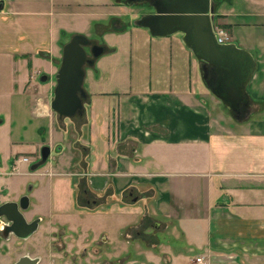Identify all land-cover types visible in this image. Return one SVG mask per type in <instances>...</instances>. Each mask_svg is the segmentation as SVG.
<instances>
[{
    "label": "crops",
    "instance_id": "0c3cea01",
    "mask_svg": "<svg viewBox=\"0 0 264 264\" xmlns=\"http://www.w3.org/2000/svg\"><path fill=\"white\" fill-rule=\"evenodd\" d=\"M214 1L215 24L221 16L231 43L250 51L257 63L247 87L252 115L232 130L214 117L200 61L183 35L155 37L135 26L143 13L131 11L127 0H0V69L9 75L4 93L12 103L13 141L47 142L51 148L53 170L33 187L36 205L48 203L49 217L86 211L78 209L87 207L79 197L83 191L94 198L95 211L105 207L153 218V225L166 229L179 227L186 246L203 251L207 264H264V10L238 11L232 2ZM68 17L90 28L93 44L106 48L86 68L88 134L80 137L84 154L78 158L61 143L54 147L59 134L45 98L18 88L14 70L19 58H47L58 68L54 33ZM54 89L45 93L50 90L51 99ZM24 158L13 163L11 174L22 173L20 165L29 161ZM127 193L137 202L125 203ZM161 246L168 244L154 239L153 248ZM157 253L139 259H187L177 251Z\"/></svg>",
    "mask_w": 264,
    "mask_h": 264
},
{
    "label": "rangeland",
    "instance_id": "374dc122",
    "mask_svg": "<svg viewBox=\"0 0 264 264\" xmlns=\"http://www.w3.org/2000/svg\"><path fill=\"white\" fill-rule=\"evenodd\" d=\"M224 1L226 4L232 2V6L238 11L264 10V5L259 2L256 4L255 0ZM131 8V11L136 15L149 11L146 6L136 4L132 5ZM65 21L63 29H56L54 33V54L61 59L64 48L58 47L61 41L67 44L75 35H84L90 40L95 39L90 28H82L71 17L65 18ZM86 50L90 56L89 47ZM3 60L5 59L0 57V62ZM52 68L51 61L47 58L17 59V65L14 68L17 72L15 73L17 86L20 89H28L31 94L41 95L45 98L42 101L48 105L50 124L59 134L55 136L54 147L61 143L68 148L67 152L75 154L74 156L78 158L84 154L80 137L85 138L88 134L86 112L83 116L60 120L59 116L51 109L53 97L51 99L50 90L49 95L45 93L51 86L54 85L55 88L56 75L60 66ZM7 72L5 67H1L0 119L4 121L0 123V205L4 201H19L23 196H28L30 206L24 212L26 219L32 220L39 216L44 220L42 219L38 231L26 241L15 238L3 239L0 236V264H13L24 253L41 256V264H144L139 259L141 254L150 253V255H154L164 250L171 253L179 252L180 255L187 258L182 263L189 264L191 258L195 259L204 254L195 245L186 246L187 237L179 227L173 226L170 229H166L165 226L155 227L153 218L143 220L141 216L121 215L119 212L107 211L108 209L105 207L95 211L94 205H87L86 203L87 199L94 198L91 195L84 196L83 191L79 197L82 200V206L87 207H78V209L86 210L84 212L52 218L49 217L51 212L48 209V203L37 206L33 187L38 179H48V176H44V174H48L54 166L50 159L36 172L31 171V166L41 159L42 148L48 146L47 142L13 141L15 132L11 120L12 103L6 99L4 93V90L8 88L6 81L9 75ZM51 72H55L54 76L48 81H43L42 78L50 77ZM12 84L14 85V83ZM209 97L207 102L214 113V117L223 119L224 124L222 126L224 129H235V125H239L240 121L235 122L237 120L232 113L230 114L231 110L223 102L215 99L211 91ZM210 100L219 103L220 109L225 114H221V111L216 108L215 102ZM255 117L253 118L255 119ZM61 133L64 134V137L61 136ZM54 155L55 153L52 158ZM24 156H27L29 161L20 165V172L22 173L11 174L13 163ZM44 194L48 199V193L45 192ZM122 200L128 205L137 202L135 196H131L130 193H127ZM103 236L106 237L104 242L102 241ZM156 238L168 246L154 249L153 241ZM85 248H88L89 254L83 258L82 253ZM146 261L145 264L152 263Z\"/></svg>",
    "mask_w": 264,
    "mask_h": 264
},
{
    "label": "water",
    "instance_id": "95a60500",
    "mask_svg": "<svg viewBox=\"0 0 264 264\" xmlns=\"http://www.w3.org/2000/svg\"><path fill=\"white\" fill-rule=\"evenodd\" d=\"M127 1L131 6L154 7V13L142 14L133 24L147 28L155 37L181 33L184 43L199 59L202 79L211 93L231 110L237 121L244 122L251 117L253 103L247 87L256 73L257 63L250 51L237 44L219 43L215 33L217 3L214 0H170L150 6L146 3L153 0ZM105 52L104 46L93 44L84 35H75L64 46L51 101V108L60 120L83 116L88 99L84 87L86 68ZM211 69L215 72L214 77L210 76ZM42 80L46 81L47 77ZM50 155V146H44L41 159L32 165L31 170L36 171L46 164ZM29 206L28 196L0 205V232L6 239L11 234L29 239L38 231L42 218L29 222L24 215ZM154 226L159 227L158 224ZM39 261L26 256L17 264H38Z\"/></svg>",
    "mask_w": 264,
    "mask_h": 264
},
{
    "label": "flooded vegetation",
    "instance_id": "af4514ba",
    "mask_svg": "<svg viewBox=\"0 0 264 264\" xmlns=\"http://www.w3.org/2000/svg\"><path fill=\"white\" fill-rule=\"evenodd\" d=\"M163 1H170V0H153V1H150V2H147L146 4L147 5H149L150 6V4L152 5V4H156L157 2H163ZM148 8V7H147ZM149 9V11H147V12H145V13H143V14H149V13H154L155 12V8L153 7L152 9H150V8H148ZM141 16V15H140ZM90 49V48H89ZM90 51V50H89ZM210 76H212V77H214L215 76V72L213 71V69H211L210 70ZM87 203L89 204V205H93V203H92V200L89 198V199H87ZM38 217H36V218H34V219H32V220H28L29 222H32V221H34V220H36ZM0 236L1 237H3V239H6L5 237H4V234H3V232H0ZM32 237V236H31ZM30 237V238H31ZM11 238H15V239H17V240H21V241H26V240H28V239H21V238H19L16 234H11L10 236H9V238L8 239H11ZM29 238V239H30ZM102 241L104 242V241H106V237H102ZM89 254V251H88V248H85L84 249V251H83V253H82V257L83 258H86L87 257V255ZM26 256H29V257H31V258H34V259H36V258H38V259H40V261H39V263L38 264H41V262H42V257L41 256H32L30 253L29 254H27V253H24L22 256H20L13 264H17L23 257H26Z\"/></svg>",
    "mask_w": 264,
    "mask_h": 264
},
{
    "label": "built area",
    "instance_id": "2783aa9c",
    "mask_svg": "<svg viewBox=\"0 0 264 264\" xmlns=\"http://www.w3.org/2000/svg\"><path fill=\"white\" fill-rule=\"evenodd\" d=\"M215 33L217 35L219 43L225 44L231 42V37L229 33L224 29L220 27H215ZM24 161H28V158H24ZM194 264H207L205 257L199 256L196 258Z\"/></svg>",
    "mask_w": 264,
    "mask_h": 264
},
{
    "label": "trees",
    "instance_id": "16d2710c",
    "mask_svg": "<svg viewBox=\"0 0 264 264\" xmlns=\"http://www.w3.org/2000/svg\"><path fill=\"white\" fill-rule=\"evenodd\" d=\"M218 18L221 19L222 17L220 16V17H218ZM219 19H218V22L216 21V25H217V26H219L220 28H225V29L230 28L229 25H227V24H225V23H223V22H220Z\"/></svg>",
    "mask_w": 264,
    "mask_h": 264
}]
</instances>
